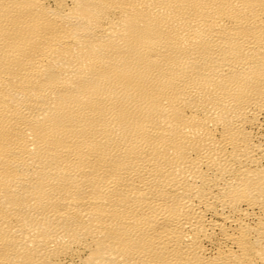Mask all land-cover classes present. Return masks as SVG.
I'll return each mask as SVG.
<instances>
[{"label": "bare ground", "instance_id": "1", "mask_svg": "<svg viewBox=\"0 0 264 264\" xmlns=\"http://www.w3.org/2000/svg\"><path fill=\"white\" fill-rule=\"evenodd\" d=\"M0 264H264V0H0Z\"/></svg>", "mask_w": 264, "mask_h": 264}]
</instances>
